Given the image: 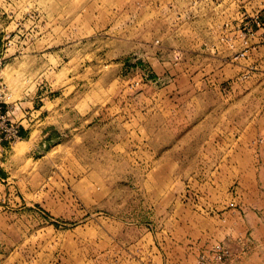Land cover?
I'll use <instances>...</instances> for the list:
<instances>
[{
	"label": "rangeland",
	"instance_id": "374dc122",
	"mask_svg": "<svg viewBox=\"0 0 264 264\" xmlns=\"http://www.w3.org/2000/svg\"><path fill=\"white\" fill-rule=\"evenodd\" d=\"M0 56V264H264V0H0Z\"/></svg>",
	"mask_w": 264,
	"mask_h": 264
},
{
	"label": "built area",
	"instance_id": "2783aa9c",
	"mask_svg": "<svg viewBox=\"0 0 264 264\" xmlns=\"http://www.w3.org/2000/svg\"><path fill=\"white\" fill-rule=\"evenodd\" d=\"M4 64L3 58L0 56V71ZM0 85V90H1ZM2 93L0 92V156L6 147L20 138L21 123L14 115L12 105L5 106L2 103Z\"/></svg>",
	"mask_w": 264,
	"mask_h": 264
},
{
	"label": "crops",
	"instance_id": "0c3cea01",
	"mask_svg": "<svg viewBox=\"0 0 264 264\" xmlns=\"http://www.w3.org/2000/svg\"><path fill=\"white\" fill-rule=\"evenodd\" d=\"M26 113H27V118L22 120V122L25 120H31L29 115H31L33 112L31 113V111L25 110V114H24L25 116H26ZM22 122H20V123H22ZM29 134H31V130H29L27 127H25L23 124H21L20 137H27Z\"/></svg>",
	"mask_w": 264,
	"mask_h": 264
},
{
	"label": "bare ground",
	"instance_id": "6f19581e",
	"mask_svg": "<svg viewBox=\"0 0 264 264\" xmlns=\"http://www.w3.org/2000/svg\"><path fill=\"white\" fill-rule=\"evenodd\" d=\"M23 142V141H22ZM17 147V146H16ZM19 147V146H18ZM18 149H20V148H18Z\"/></svg>",
	"mask_w": 264,
	"mask_h": 264
}]
</instances>
